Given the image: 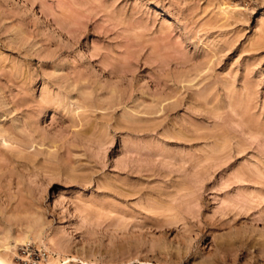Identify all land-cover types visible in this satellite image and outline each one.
Here are the masks:
<instances>
[{"label": "rangeland", "instance_id": "obj_1", "mask_svg": "<svg viewBox=\"0 0 264 264\" xmlns=\"http://www.w3.org/2000/svg\"><path fill=\"white\" fill-rule=\"evenodd\" d=\"M28 246L264 264V0H0V264Z\"/></svg>", "mask_w": 264, "mask_h": 264}, {"label": "built area", "instance_id": "obj_2", "mask_svg": "<svg viewBox=\"0 0 264 264\" xmlns=\"http://www.w3.org/2000/svg\"><path fill=\"white\" fill-rule=\"evenodd\" d=\"M26 250H27L26 252H29V257H30L29 261H30L31 264H35L36 262L39 261V260L36 259L35 256H33V253L30 252V247L29 246L26 248ZM44 255H45V252L41 254V258H43Z\"/></svg>", "mask_w": 264, "mask_h": 264}, {"label": "bare ground", "instance_id": "obj_3", "mask_svg": "<svg viewBox=\"0 0 264 264\" xmlns=\"http://www.w3.org/2000/svg\"><path fill=\"white\" fill-rule=\"evenodd\" d=\"M42 264H44V263H42Z\"/></svg>", "mask_w": 264, "mask_h": 264}]
</instances>
